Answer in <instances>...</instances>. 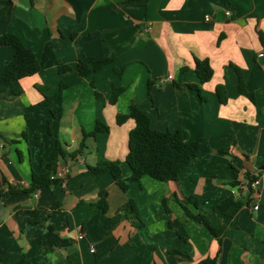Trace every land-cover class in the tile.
I'll return each mask as SVG.
<instances>
[{"label":"crops","instance_id":"0c3cea01","mask_svg":"<svg viewBox=\"0 0 264 264\" xmlns=\"http://www.w3.org/2000/svg\"><path fill=\"white\" fill-rule=\"evenodd\" d=\"M5 33L17 35L42 69L0 91V264H264V0H0ZM14 52L0 45V71ZM80 55L112 61L80 77ZM196 58L213 71L206 82L194 71ZM58 61L73 69L60 74ZM237 68L253 100L239 92ZM60 82L67 85L61 98L41 104L35 86L53 95ZM113 85L124 91L112 104ZM132 101L152 129H183L198 142L176 181L145 175L122 190L110 172L89 171L118 160L121 177L130 176L125 157L135 122L117 124L116 116ZM56 105L63 112L50 133ZM97 122L108 130L83 137ZM57 142L63 184L24 190L32 172L47 171L43 162L54 159ZM246 174L259 179L255 190L243 186ZM102 192L107 208L95 212ZM175 196L197 197L222 232L189 217ZM227 197L247 201L219 218L213 206Z\"/></svg>","mask_w":264,"mask_h":264},{"label":"trees","instance_id":"16d2710c","mask_svg":"<svg viewBox=\"0 0 264 264\" xmlns=\"http://www.w3.org/2000/svg\"><path fill=\"white\" fill-rule=\"evenodd\" d=\"M143 1L146 3L148 0ZM259 37L264 45V36L260 33ZM0 45H9L15 49L12 58L4 63V66L0 71V91L12 88L15 81L41 71V65L34 52L30 48L25 47L17 35L11 33L3 34L0 37ZM111 61L112 58L108 56L94 58L89 55H80L74 68L80 77H87ZM57 69L60 74H63L72 70L73 66L62 61H58ZM182 69L185 70V68ZM122 70L123 68L114 69L116 74H121ZM194 71L200 82L208 81L213 74L207 59L196 58ZM237 73L239 92L247 96L250 100H253V94L247 90L241 71L238 68ZM150 84L151 83L149 82L148 86H150ZM66 86L67 85L64 82H60L59 91L53 95H45V91L48 89V86L36 85L35 87L43 95L41 104L50 105L53 101L61 98L62 91L66 88ZM91 86L94 87L93 82H91ZM178 86L180 87V85ZM186 87L198 89L197 84L194 83H187ZM123 91V87H116L113 85L112 93L109 99L110 103H115L118 96L122 94ZM216 92L219 95L221 102H225L224 87L222 85H218L216 87ZM96 95H98L97 92ZM50 111L51 118L49 119L48 130L51 133L52 120L62 114L63 107L61 105H56L51 107ZM129 118L133 119L135 122L134 126L128 133V152L125 157V161L131 170L130 176L126 180L121 177L120 161L118 160H103L95 166H89V171L94 173L110 172L122 190H126L127 182L139 181L141 177L145 175L162 182L176 181L181 170L188 165L195 156L198 155V142L195 140H188L185 137L183 129H178L176 131H158L152 129L150 126L149 116L134 101L129 104L128 111L126 113L118 114L116 116V122L117 124H122ZM107 130V125L97 122L93 131L87 134L83 133V137L95 136L98 132ZM82 147H84V138L80 143V148ZM59 156H64V153L57 142L54 159L50 162H43V165L47 167V171L43 173L32 172L30 185L23 187V189L28 192H32L44 185L57 183V180L50 179V175L56 168V160ZM261 168L264 169V163L261 165ZM246 178L249 180L253 179L250 174H246ZM104 194L105 192H102L100 194L99 201L92 205L95 212L106 210L107 205ZM175 198L189 217L205 225L212 234L218 235L222 232L221 229H215L212 226L209 217L204 210L200 208L197 197L184 196L182 198H178L175 196ZM246 201V198L227 197L220 203L215 204L212 210L219 218L232 217ZM189 203L199 208V212L197 214H193L189 210L187 207V204ZM131 206L135 209V205L133 203H131ZM209 262L210 261H206V263Z\"/></svg>","mask_w":264,"mask_h":264},{"label":"built area","instance_id":"2783aa9c","mask_svg":"<svg viewBox=\"0 0 264 264\" xmlns=\"http://www.w3.org/2000/svg\"><path fill=\"white\" fill-rule=\"evenodd\" d=\"M230 14H231L230 9L225 10V15L229 16ZM207 19H208V17H207ZM260 55H263V53H260ZM170 79H171V75H168L163 80H170ZM66 172H67V168L66 167H63V166L62 167L61 166L56 167L55 170H54V172L51 173L50 179L57 180L58 182H61L63 184L62 181L64 179V176H65ZM258 185H259V179L257 177H255V178L251 179L250 181L245 182L243 186L246 189L255 190L258 187ZM257 207H258L257 205L254 206L255 209ZM90 251L91 252H94L95 251L94 245H91L90 246Z\"/></svg>","mask_w":264,"mask_h":264},{"label":"water","instance_id":"95a60500","mask_svg":"<svg viewBox=\"0 0 264 264\" xmlns=\"http://www.w3.org/2000/svg\"><path fill=\"white\" fill-rule=\"evenodd\" d=\"M18 1H19V3H21L25 6L29 5V0H18Z\"/></svg>","mask_w":264,"mask_h":264}]
</instances>
